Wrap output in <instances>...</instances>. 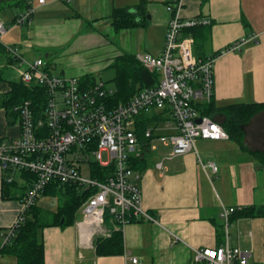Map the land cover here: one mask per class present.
<instances>
[{"label":"crops","instance_id":"obj_1","mask_svg":"<svg viewBox=\"0 0 264 264\" xmlns=\"http://www.w3.org/2000/svg\"><path fill=\"white\" fill-rule=\"evenodd\" d=\"M139 1L45 0L41 4L27 0L34 7L32 16L26 22L9 24L1 43L17 47L31 61L42 58L51 74L95 75L120 54L160 55L169 20L166 6L172 0H148L145 15L150 17L145 16L144 26L113 29V10L126 8L133 12ZM183 3V20L210 18L209 24L192 27L195 36L193 32L184 35L193 38V45L196 35L202 37L207 56L222 50L214 63L216 104L263 102L264 0ZM21 4V0H0V20L10 22L24 12L26 7ZM3 8L8 9V18L1 16ZM251 35L256 39L246 41L238 50H226L234 41ZM104 36L110 41L106 42ZM116 38L122 46L113 45ZM103 45L102 52L93 49ZM3 59L7 61L6 57ZM0 88L1 92L6 91V83ZM6 119L0 108V142L19 135L17 118H8L11 124ZM243 130V146L230 138H198L194 142L196 151L171 158H165L169 145H163L168 151L159 158L153 156L157 149L151 151V164L141 172L139 186L144 208L158 222L139 219L126 223L121 230L123 254L97 256L94 246L79 244L75 224L65 228L51 226L41 232L45 264H129L124 254L137 258L136 264H201L194 262L193 249L223 244L226 231L231 245L250 253L249 264H264V215L232 218L227 227L221 216L222 206L237 209L253 204L264 210V165L253 154L264 153V110L253 116ZM159 160L163 162L161 169L155 167ZM207 161L215 162L216 172L205 166ZM3 175L0 167V241L24 208L18 198L2 197ZM169 231L179 240L174 242ZM0 264H16L15 258L0 253Z\"/></svg>","mask_w":264,"mask_h":264},{"label":"built area","instance_id":"obj_2","mask_svg":"<svg viewBox=\"0 0 264 264\" xmlns=\"http://www.w3.org/2000/svg\"><path fill=\"white\" fill-rule=\"evenodd\" d=\"M44 2L38 0V3ZM183 5V0H172L166 6L169 20L160 55L135 53L145 69L159 76L157 84L116 106L107 103L105 96L114 93V88L106 82L97 80L83 86L80 77L51 74L42 58L26 61L17 47L2 44L1 38L10 25L0 20V43L14 59L9 64L17 69V81L30 88L42 87L46 94L44 110L39 116L30 100L15 108L19 113V135L0 142V167L7 174V182L13 180L17 170L31 174L22 211L34 203L46 185L59 182L89 192L79 209L81 218L75 223L79 244L92 245L95 237L109 236L111 227L122 230L130 219L158 222L143 206L139 186L142 174L132 169L130 158L142 156L145 150L150 153L156 150V141L171 147L165 156L171 158L196 151L194 142L198 138L228 139L226 130L209 115H201L198 106L214 96L216 58L195 56L193 38L183 32L186 27L209 24L210 18L183 20L180 15ZM33 8L27 7L13 23L28 21ZM255 39L254 35L243 37L226 50H238L246 41ZM148 115L161 119H154V124L143 129L142 139L136 125ZM91 157L95 159L91 161ZM92 162L107 169L103 180L91 176ZM84 163H88V177L81 175ZM162 165L159 160L155 167L161 169ZM205 166L212 172L217 171L213 161H207ZM235 210L236 207L222 206L225 226ZM20 219L19 215L13 226L2 234L0 246L13 236ZM107 219L113 221L111 227L105 224ZM225 234L224 243L219 246L193 249L194 262L249 264L250 253L231 245L227 231ZM172 236L174 242L179 240L176 234ZM124 258L129 264L137 263L135 257L124 254Z\"/></svg>","mask_w":264,"mask_h":264},{"label":"trees","instance_id":"obj_3","mask_svg":"<svg viewBox=\"0 0 264 264\" xmlns=\"http://www.w3.org/2000/svg\"><path fill=\"white\" fill-rule=\"evenodd\" d=\"M22 7H29L27 0H21ZM148 0H140L134 5V11H128L126 8H115L110 17L112 20L113 29H128L134 26H144L147 22L145 19L146 3ZM15 17L7 22L13 23ZM183 32H193L192 27H186ZM194 54L199 58L215 57L218 50L214 55L207 56L204 53V45L199 36L196 35L194 41ZM0 57L7 58V63H13L14 59L8 53L6 48L0 43ZM112 70L114 93L105 96L107 103L116 106L120 102L128 101L133 95L148 86H154L158 82V75L154 72H149L145 69L135 57V53L120 54L115 57L107 66ZM82 85L87 86L97 82V77L92 74H85L80 77ZM101 81L102 78L100 79ZM5 82L7 89L4 92L0 90V108L4 109L7 119L11 121L18 119V111L15 109L25 100H30L31 107L33 108L36 116H39L44 110L45 93L42 87L35 86L30 88L25 86L21 81L6 80L4 81L0 75V86ZM104 82V81H103ZM1 89V88H0ZM199 111L201 115H209L215 122L221 125L222 128L228 133V138L238 142L241 146L244 145L243 141V126L260 111L264 110V101L259 102H232L226 105H217L214 97L209 102L199 103ZM155 120H160V117L148 115L143 116L136 125V132L139 138L144 139L145 129L149 124H154ZM246 149V148H245ZM259 159L260 163L264 165V153L253 152ZM151 154L148 150L142 153V156L130 158L132 169L135 171L143 172L151 164ZM107 169L92 162V175L94 178L103 180ZM7 174L4 172L2 177L1 194L3 198L10 199L11 197L18 198L21 202L24 199L25 191L31 183V174L28 172H20L19 176L23 179L22 183H18L15 179L7 182ZM75 185L62 184L53 182L46 185L41 191V195L57 196L61 194L62 201L54 211H46L41 206L37 205L39 197L33 204L26 207L20 213L21 219L13 229V236L0 246V253L5 256L15 258L16 264H45L44 262V240L42 237V230L45 227L59 226L60 228L73 225L78 220L76 214L78 213L82 202L88 196L89 192L80 190ZM19 190V191H18ZM44 211L51 215V219H44ZM263 206H256L253 204L237 208L230 216L237 219L238 217H255L263 216ZM61 218L64 219L61 222ZM228 220V221H229ZM136 221L130 219L129 222ZM105 224L111 226L113 221L105 220ZM224 233V229H223ZM220 236V234H218ZM221 244V243H219ZM92 246H94L96 255L112 256L121 255L124 251L122 231L111 227V234L109 236H97L94 238ZM206 264V263H201Z\"/></svg>","mask_w":264,"mask_h":264},{"label":"rangeland","instance_id":"obj_4","mask_svg":"<svg viewBox=\"0 0 264 264\" xmlns=\"http://www.w3.org/2000/svg\"><path fill=\"white\" fill-rule=\"evenodd\" d=\"M2 17H6L8 18L9 16V11L7 8H3L2 10ZM147 15L149 16V14L147 13L146 14V17ZM150 17V16H149ZM101 28H104V25L102 24L101 25ZM105 38V36H104ZM106 42H109L110 40L105 38ZM117 43L118 46H122V44L120 43V40L118 38H116L114 40V44L115 46H117ZM109 46H110V43H109ZM93 49H95V51H99V52H102L104 50V45L101 46V47H94ZM96 54H98V52H95ZM94 53V54H95ZM23 59L26 60V61H31V59H28L26 56V58L22 55ZM112 70L111 69H108V68H104L103 70L99 71V72H96L95 73V76L97 77L98 80H100L102 78V80L104 82H106V85L108 87H113V81L110 80L112 78ZM0 75H2V77H4V79H11V80H17L18 79V72H17V69L16 67H14V65L12 64H8L4 59L3 57H0ZM6 122L11 124L7 119H6ZM6 139V138H5ZM156 149H157V153H155V155H153L154 157L156 158H159L161 157L162 155H164V153L166 154L168 149L165 148V146L161 145L159 142L156 141ZM105 153H103V156L105 158ZM95 158L94 157H91L90 160L93 161ZM83 167V172L81 173L82 176H85V177H88L87 176V171H88V163H84L82 165ZM13 176L18 183H22L23 182V179H21V177L19 176V171H15V173H13ZM82 190V189H80ZM19 191V190H18ZM62 201V196L61 194L57 195V196H45V195H41L39 196V199L37 201V205L38 206H41L44 210L46 211H54L55 208L58 207V204H60ZM22 204V207H23V203ZM44 211V219L46 220H49L51 219V215ZM76 218L77 219H80L81 216H80V211H78V213L76 214Z\"/></svg>","mask_w":264,"mask_h":264},{"label":"water","instance_id":"obj_5","mask_svg":"<svg viewBox=\"0 0 264 264\" xmlns=\"http://www.w3.org/2000/svg\"><path fill=\"white\" fill-rule=\"evenodd\" d=\"M147 18H149V16L147 15ZM197 121H200V119H197ZM64 219L61 218V222L63 221Z\"/></svg>","mask_w":264,"mask_h":264}]
</instances>
